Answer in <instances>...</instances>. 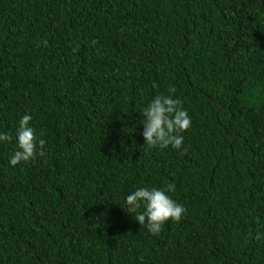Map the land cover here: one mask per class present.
Wrapping results in <instances>:
<instances>
[{"label": "trees", "instance_id": "trees-1", "mask_svg": "<svg viewBox=\"0 0 264 264\" xmlns=\"http://www.w3.org/2000/svg\"><path fill=\"white\" fill-rule=\"evenodd\" d=\"M172 86L183 155L142 136ZM0 133V264H264V0H0ZM169 183L152 235L125 198Z\"/></svg>", "mask_w": 264, "mask_h": 264}, {"label": "clouds", "instance_id": "clouds-1", "mask_svg": "<svg viewBox=\"0 0 264 264\" xmlns=\"http://www.w3.org/2000/svg\"><path fill=\"white\" fill-rule=\"evenodd\" d=\"M47 46V42H42ZM176 88L168 89V94H157L143 110L144 144L151 148H171L186 154L183 147L184 136L182 133L191 127V117L182 106L180 98L175 97ZM32 116L25 114L18 121L16 129V150L9 158V163L16 166L20 163H28L37 156L45 155L47 141L43 138V132L37 135L36 130L30 126ZM13 137L0 133V142H11ZM175 191V185L169 183L167 188L140 187L127 195L125 204L127 213H136L135 220L145 226L152 235H159L164 225L171 220L179 223L186 209L178 204L168 193ZM257 234L256 239H260Z\"/></svg>", "mask_w": 264, "mask_h": 264}]
</instances>
